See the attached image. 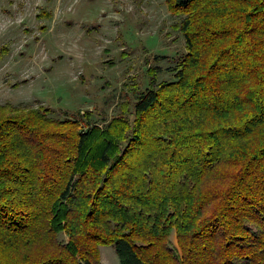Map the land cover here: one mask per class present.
Returning <instances> with one entry per match:
<instances>
[{"label":"trees","instance_id":"16d2710c","mask_svg":"<svg viewBox=\"0 0 264 264\" xmlns=\"http://www.w3.org/2000/svg\"><path fill=\"white\" fill-rule=\"evenodd\" d=\"M166 2L175 79L109 120L0 104V264H264V0Z\"/></svg>","mask_w":264,"mask_h":264},{"label":"rangeland","instance_id":"374dc122","mask_svg":"<svg viewBox=\"0 0 264 264\" xmlns=\"http://www.w3.org/2000/svg\"><path fill=\"white\" fill-rule=\"evenodd\" d=\"M179 19L166 0H0V104L59 118L89 110L102 124L149 84V67L175 79L186 53ZM100 255L120 264L110 245Z\"/></svg>","mask_w":264,"mask_h":264}]
</instances>
